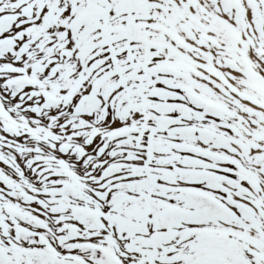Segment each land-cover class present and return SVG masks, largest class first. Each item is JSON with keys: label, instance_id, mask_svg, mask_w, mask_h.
I'll list each match as a JSON object with an SVG mask.
<instances>
[{"label": "snow or ice", "instance_id": "6c2138e0", "mask_svg": "<svg viewBox=\"0 0 264 264\" xmlns=\"http://www.w3.org/2000/svg\"><path fill=\"white\" fill-rule=\"evenodd\" d=\"M0 264H264V0H0Z\"/></svg>", "mask_w": 264, "mask_h": 264}]
</instances>
